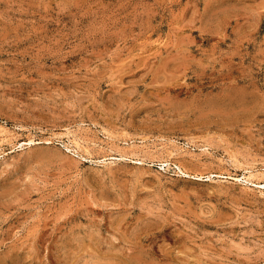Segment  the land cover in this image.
I'll list each match as a JSON object with an SVG mask.
<instances>
[{
	"label": "rangeland",
	"instance_id": "374dc122",
	"mask_svg": "<svg viewBox=\"0 0 264 264\" xmlns=\"http://www.w3.org/2000/svg\"><path fill=\"white\" fill-rule=\"evenodd\" d=\"M0 140V264H264V0H0Z\"/></svg>",
	"mask_w": 264,
	"mask_h": 264
},
{
	"label": "bare ground",
	"instance_id": "6f19581e",
	"mask_svg": "<svg viewBox=\"0 0 264 264\" xmlns=\"http://www.w3.org/2000/svg\"><path fill=\"white\" fill-rule=\"evenodd\" d=\"M6 134H8V133H6ZM74 138V137H73ZM1 139H4V138H1ZM76 141L78 140V139H75ZM1 141V140H0ZM4 141V140H3ZM7 141V140H6ZM25 141V140H24ZM33 141V140H32ZM30 143L31 142V140H28V141H25V143ZM79 142V141H78ZM1 143H4V142H1ZM0 143V144H1ZM24 143V144H25ZM79 144V143H78ZM82 146V145H81ZM18 147V146H17ZM80 147V146H79ZM69 148V147H68ZM105 159V158H104ZM101 161V160H100ZM107 163V162H106ZM104 164H105V162H104ZM182 172H184L183 170H182ZM188 175V174H187ZM251 175H252V173H251ZM193 178H195V179H205V180H209V179H211V177H212V174H205V175H198V174H196V175H193L192 176ZM231 177V176H230ZM244 177V176H243ZM237 178V177H236ZM247 179V178H246ZM248 181V180H247Z\"/></svg>",
	"mask_w": 264,
	"mask_h": 264
}]
</instances>
